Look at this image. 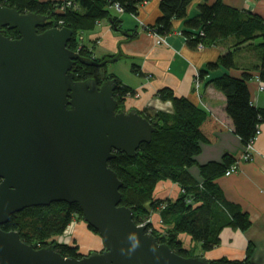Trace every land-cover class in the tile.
<instances>
[{
	"label": "water",
	"instance_id": "obj_1",
	"mask_svg": "<svg viewBox=\"0 0 264 264\" xmlns=\"http://www.w3.org/2000/svg\"><path fill=\"white\" fill-rule=\"evenodd\" d=\"M51 19L0 5V30L20 34L0 31V264H210L173 252L121 205L123 182L108 162L117 152L135 156L157 128L137 109L119 108L116 80L74 79L76 61L102 67L121 53L102 62L83 57L67 46L73 31L56 20L39 32ZM60 201L80 206L103 250L65 257L1 227L25 208Z\"/></svg>",
	"mask_w": 264,
	"mask_h": 264
},
{
	"label": "trees",
	"instance_id": "obj_2",
	"mask_svg": "<svg viewBox=\"0 0 264 264\" xmlns=\"http://www.w3.org/2000/svg\"><path fill=\"white\" fill-rule=\"evenodd\" d=\"M150 0H60L58 2L42 0H0V5L18 10L20 13L52 15L59 27L73 31L68 48L78 51L81 56L102 62L106 59L94 58L89 48L82 45L79 36L85 31H93L96 24L109 19L112 26L121 29V20L112 15L111 8L117 4L123 13L137 16L139 8ZM194 0H160L161 15L154 25L145 28L155 35L167 36L173 30V20H184L182 31L186 44L191 50L211 47L225 38L232 39V45L222 53L215 62L199 71V81L209 71L223 68L225 71L242 69L237 63L236 51L252 47L260 53L259 65L244 68L240 75L225 72L211 80L226 97L227 115L233 120V129L243 141L244 146L257 136L264 123V107H256L251 101L249 81L256 75L264 82V18L258 13L243 12L230 7L223 0L212 5L205 1L199 7L200 13L188 18L187 8ZM12 39L19 37V31L9 29ZM258 55V54H257ZM115 57V56H110ZM107 57V58H110ZM79 63V62H78ZM106 63L98 70L102 71L101 81L115 79L117 86L114 95L119 108L124 109L126 98L136 95L132 87L125 85L119 78L109 74ZM133 72L142 74L137 65L131 66ZM97 66L78 64L75 66V78L85 80L99 76ZM197 79V78H196ZM160 100L171 101L173 113L143 109L140 112L157 128L150 142H142L135 156L117 152L110 159L108 167L112 168L123 182L121 205L133 211V220L137 224H147L152 234L161 243L169 245L173 252L185 257L196 255L190 246L180 237L187 234L202 251H211L221 243L220 234L225 227L241 231L251 226V217L240 205L231 203L217 184L230 167L241 161L246 151L228 152L221 160H209L197 164V156L202 145L217 142L218 135L227 131L228 126L213 113L194 104L186 96H178L174 90L162 88L157 93ZM198 166L201 181L191 174L190 168ZM170 181L180 187L177 198L166 199L156 196L159 182ZM158 212L159 226L152 224L151 214ZM83 220V212L77 203L58 202L47 206L28 207L16 212L2 225L5 231H17L21 240L32 247L43 248L55 246L56 251L65 257L82 258L79 245L58 242L57 238L67 232L75 220ZM88 226V225H87ZM91 232L97 231L88 226ZM99 235V233H97ZM243 260H230L226 257L213 259L210 264H251L252 247Z\"/></svg>",
	"mask_w": 264,
	"mask_h": 264
},
{
	"label": "crops",
	"instance_id": "obj_3",
	"mask_svg": "<svg viewBox=\"0 0 264 264\" xmlns=\"http://www.w3.org/2000/svg\"><path fill=\"white\" fill-rule=\"evenodd\" d=\"M159 1L150 0L143 4L137 16L120 12L114 5L111 13L122 21L121 29L114 28L109 19H104L96 24L93 31H85L80 35L82 45L91 50L94 58L106 59L121 53L119 59L114 62L115 68L106 70L136 91V95L126 98L124 110L153 109L173 113L172 102L160 100L157 96L159 90L169 88L174 90L176 95L186 96L194 104L207 109L226 123L228 130L219 133L216 143L202 145L197 164H204L209 160L219 161L230 151H245L246 146L236 135L233 120L227 115L226 97L210 83L227 70L219 68L209 71L199 86L196 85L197 73L229 49L233 43L232 39L225 38L214 46L191 50L182 34L185 28L184 20L180 19L173 20L170 35L164 36V41L158 42V38L145 28L154 25L162 14ZM204 1L212 5L217 0H194L187 8L188 18L191 19L200 13L199 7ZM223 1L230 7L243 12L258 13L264 18V0ZM251 51L252 47L236 51L237 63L242 69L259 65L260 53L253 55ZM117 64L122 65L123 69L118 68ZM132 65H137L142 74L133 72ZM240 70L227 72L237 76L241 74ZM248 85L254 106L264 107V90L260 89L258 75L255 74ZM259 128L250 157L241 159L238 171L217 180L227 200L240 205L242 210L249 214L251 226L244 232L225 227L220 234L221 243L211 251H202L198 245L195 254L204 255L209 261L223 257L243 260L251 246V264H264V123ZM190 172L201 181L198 166L191 167ZM156 187L155 194L159 198L175 199L180 193V187L170 181L159 182ZM74 228L73 238L66 241L68 245L76 243L84 254L103 249L101 237L91 233L85 222L78 221Z\"/></svg>",
	"mask_w": 264,
	"mask_h": 264
},
{
	"label": "rangeland",
	"instance_id": "obj_4",
	"mask_svg": "<svg viewBox=\"0 0 264 264\" xmlns=\"http://www.w3.org/2000/svg\"><path fill=\"white\" fill-rule=\"evenodd\" d=\"M82 35V34H81ZM79 38H80V36H79ZM163 38H164V36H163ZM81 39V38H80ZM159 39V38H158ZM251 53L253 54V55H256V54H258V51H255V50H253V51H251ZM80 64V63H79ZM114 65H116L114 62L113 63H108L107 65H106V68H108V69H114L115 68V66ZM117 66H118V68H120V69H123L122 68V65H120V64H117ZM116 66V67H117ZM119 66H121V67H119ZM96 70V72H97V75H99L100 77H101V74H102V71L101 70H98V68L97 69H95ZM121 71V70H120ZM150 220H152V222L155 224V226H159L160 227V224H161V220H160V216H159V213L158 212H155V213H153V214H151V216H150ZM78 221H83L82 219H80V220H77V219H75L72 223H71V225H70V227L68 228V230H67V232L66 233H64L63 234V236H61V237H58L57 238V240H58V242H60V241H67V240H70V238H73V233H74V227H75V225H76V223L78 222ZM84 222V221H83ZM91 233H94V232H91ZM95 235H97L98 236V234L97 233H95ZM180 237H182V239L185 241V246H187V247H189L190 248V246L194 249V251H196L197 252V243L196 242H193L192 240H190V237H189V235H187V234H182ZM101 250H103V249H101ZM101 250H95V251H101ZM90 252H92V251H90ZM89 253V252H88Z\"/></svg>",
	"mask_w": 264,
	"mask_h": 264
},
{
	"label": "built area",
	"instance_id": "obj_5",
	"mask_svg": "<svg viewBox=\"0 0 264 264\" xmlns=\"http://www.w3.org/2000/svg\"><path fill=\"white\" fill-rule=\"evenodd\" d=\"M116 7H117V9H118L120 12H122V9H121V7H120L118 4L116 5ZM151 34H153V33H151ZM153 35L156 36L157 38H159V39H158V42H160V41H164L163 36H161V35L158 36V35H155V34H153ZM196 78H197V79H196V85L199 86L200 81H199L198 73H197V75H196ZM260 89H261V90H264V82H262V81H260ZM258 133H259V132H258ZM254 141H255V138H254V140L251 141V143H249V144L246 146V150H245L246 152H245V154L243 155L242 159H248V158L250 157V152H251V149H252V147H253ZM240 162H241V161H240ZM240 162H238V163L232 165V166L230 167V169L226 172V175L229 176V175H231L232 173L238 171V169H239V165H240ZM151 222H152V220H151ZM152 224H153V222H152ZM144 225H146V224L144 223ZM147 230L150 231V232L152 233L151 229H148V228H147ZM60 242H63V243H65V244H67L66 241H60Z\"/></svg>",
	"mask_w": 264,
	"mask_h": 264
},
{
	"label": "flooded vegetation",
	"instance_id": "obj_6",
	"mask_svg": "<svg viewBox=\"0 0 264 264\" xmlns=\"http://www.w3.org/2000/svg\"><path fill=\"white\" fill-rule=\"evenodd\" d=\"M0 31H2V33L3 32H6V33H8V35H9V30L7 29V28H2ZM43 31H45V30H43V28L42 27H39V32H43ZM38 32V33H39ZM4 35H5V33H3ZM6 36V35H5ZM19 37H20V34H19ZM18 37V38H19ZM18 38H16V39H18ZM80 63V61H76V63L73 65V67H72V69H71V72H73V73H75V71H74V69H75V66L76 65H78L79 63ZM80 64H82V63H80ZM84 65V64H83ZM87 65V64H86ZM98 68V67H97ZM91 78H95L98 82H99V84H102V83H104V82H106V81H101V78H100V76H96V77H91ZM74 79L75 80H77V78H75L74 77ZM90 79V78H89ZM85 80H87V79H85ZM85 80H82V81H85ZM121 109V108H120ZM124 110V109H123Z\"/></svg>",
	"mask_w": 264,
	"mask_h": 264
},
{
	"label": "clouds",
	"instance_id": "obj_7",
	"mask_svg": "<svg viewBox=\"0 0 264 264\" xmlns=\"http://www.w3.org/2000/svg\"><path fill=\"white\" fill-rule=\"evenodd\" d=\"M133 247H135V245Z\"/></svg>",
	"mask_w": 264,
	"mask_h": 264
}]
</instances>
